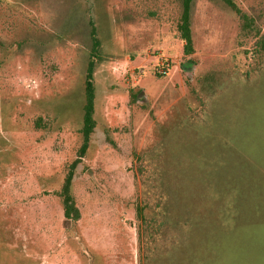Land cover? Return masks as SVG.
<instances>
[{
  "label": "rangeland",
  "instance_id": "1",
  "mask_svg": "<svg viewBox=\"0 0 264 264\" xmlns=\"http://www.w3.org/2000/svg\"><path fill=\"white\" fill-rule=\"evenodd\" d=\"M234 1L252 27L224 0H0V264H166L136 210L155 219L161 202L183 264H264V0Z\"/></svg>",
  "mask_w": 264,
  "mask_h": 264
},
{
  "label": "trees",
  "instance_id": "2",
  "mask_svg": "<svg viewBox=\"0 0 264 264\" xmlns=\"http://www.w3.org/2000/svg\"><path fill=\"white\" fill-rule=\"evenodd\" d=\"M234 11H236L237 15L243 21L244 28H250L254 24V18L249 16L246 12H244L239 6L236 4L234 0H224ZM187 3H184V8L182 12L181 19L178 23V31L180 34V38L184 42L183 51L187 61H183L180 66L184 72H187L188 65H190V69H193L195 65H197V60L193 55L195 54V46L194 39L192 34L191 22L189 18ZM91 39H92V49L90 52V59L88 61L86 77H85V104H84V114H83V125L81 128V133L83 135V144L81 146V153H84L90 143L91 136L95 131L97 122L95 119V100H96V84H95V72L97 63L101 59L99 55V47L101 45V41L98 37L97 28L94 25V22H91V31H90ZM264 44V42H262ZM167 73L165 70L163 73ZM77 161L73 163L77 165ZM73 180V169L69 171L66 176L64 185L60 192V195L63 197V207H64V223L66 226H69L73 221H78L81 217L80 209L75 201L73 194L71 193V186ZM154 192V191H153ZM155 195H159L155 193ZM161 196V195H160ZM162 199V196H161ZM162 201V200H161ZM162 202L156 207V218H147L145 214V207L141 204H137V216L146 226V235L148 234V241L146 240V244H148V253L145 254L149 259L152 257L153 247L155 248V252H157L158 256L163 255V253L167 256L158 257V263H162L163 259L166 260V264H183L182 258L179 259L177 256L167 253V249L165 245L168 242V222L165 220L164 216L161 213ZM155 223V225H154ZM158 224V225H157ZM154 225V226H153ZM152 228V229H151ZM163 238L165 240L162 241L163 246L162 251L159 250V241ZM163 252V253H162ZM181 257V256H180ZM174 258L177 263H170V260Z\"/></svg>",
  "mask_w": 264,
  "mask_h": 264
}]
</instances>
